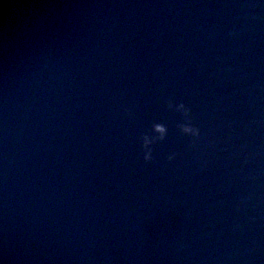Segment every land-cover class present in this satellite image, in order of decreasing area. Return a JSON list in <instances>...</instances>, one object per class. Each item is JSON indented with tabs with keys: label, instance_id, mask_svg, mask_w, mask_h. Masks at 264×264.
Returning a JSON list of instances; mask_svg holds the SVG:
<instances>
[{
	"label": "water",
	"instance_id": "1",
	"mask_svg": "<svg viewBox=\"0 0 264 264\" xmlns=\"http://www.w3.org/2000/svg\"><path fill=\"white\" fill-rule=\"evenodd\" d=\"M0 264H264V0H0Z\"/></svg>",
	"mask_w": 264,
	"mask_h": 264
}]
</instances>
